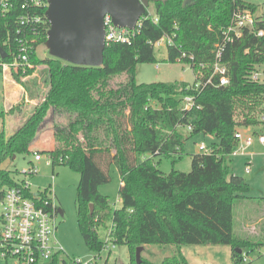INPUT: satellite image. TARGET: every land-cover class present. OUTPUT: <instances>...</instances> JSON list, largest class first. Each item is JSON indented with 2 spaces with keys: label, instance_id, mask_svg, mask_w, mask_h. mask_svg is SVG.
<instances>
[{
  "label": "trees",
  "instance_id": "16d2710c",
  "mask_svg": "<svg viewBox=\"0 0 264 264\" xmlns=\"http://www.w3.org/2000/svg\"><path fill=\"white\" fill-rule=\"evenodd\" d=\"M152 5L154 19L143 20L131 45L108 44L101 67L39 58L36 51L46 43L47 22L32 36L35 41L29 62L44 69L33 87L24 85L29 92L37 89L30 93L32 99L42 97L31 114H24L13 134L0 132V201L5 190L15 185L17 174L2 170V164L8 158L33 154V146L42 134L49 133L50 124L54 129L46 136L53 147L39 153L51 159L53 169L69 166L79 173L77 221L85 245L96 258L104 245L98 230L110 221L111 239L116 246L129 248L131 264H137V248L147 245L228 246L233 264H242L244 250L249 253L264 242L234 232L235 205L247 199L251 190L233 173L230 155L236 147V130L260 125L264 83L253 82L251 74L264 68V36L256 34L264 30V19L257 18L253 33L245 30L227 46L223 62L229 69L230 84L219 86L215 77L213 84L196 92L192 89L196 79L192 84L138 83L137 65L157 63L155 43L169 37L173 45L167 46V61L185 64L206 81L212 75L214 51L223 43V32L231 25L234 11L242 8L256 13L258 7L244 0H169ZM14 29L13 21L7 24L0 19V51L6 54L3 62L13 59ZM121 77L123 81H116ZM186 96L194 97L193 107L183 106ZM3 114L0 109V119ZM197 134L213 137V153L191 155L189 173L174 168L169 174L161 171V158L173 165L181 161L187 155L186 142ZM112 166L121 181V208L117 210L99 191L101 185L111 182ZM70 263L67 256H57L50 264ZM141 264L154 263L142 258ZM161 264L188 263L178 254Z\"/></svg>",
  "mask_w": 264,
  "mask_h": 264
},
{
  "label": "rangeland",
  "instance_id": "374dc122",
  "mask_svg": "<svg viewBox=\"0 0 264 264\" xmlns=\"http://www.w3.org/2000/svg\"><path fill=\"white\" fill-rule=\"evenodd\" d=\"M256 5L258 7L257 16H262L261 18L264 19V0L256 2ZM148 10L154 15L155 11L153 5H150ZM167 46V38L162 39V41H159V43L155 45L154 52L157 63L137 65L136 79L138 83L151 84L156 82L171 83L184 81L186 83L192 84L195 81L197 77V71L192 70L185 64L178 62L170 63L167 61ZM36 55L39 58H46L48 56L51 57L47 48L45 47V44L40 45L37 48ZM43 69L44 67L41 65L32 64L25 67L13 66L10 68V71L7 72V76L14 81L11 85L15 90L13 95L9 92V95L11 94L12 96L10 97L12 98V103H10V100L6 101V97L4 98L5 93L3 95V92L6 85V80L5 74H0V109L4 112L2 117L3 119L7 118L9 121L14 112H22L23 115L31 114L32 109H34L33 107L40 105L38 102L31 103L30 100L23 98V96H26V93L28 94L24 83L27 84L28 87L32 86L33 82L40 79V72ZM262 70H264V68H262ZM16 72H19L18 78L15 76ZM123 80L124 77L116 79V81L119 82ZM116 81H114L113 84H116ZM41 97L42 94H40V96L37 98V101H39ZM151 104L155 107H159L154 100L151 101ZM50 116L51 115L49 114L48 121L51 122L52 119ZM53 129L54 127L49 124V133L46 132V134L52 135L51 131ZM240 130L243 134L249 135L255 132L258 133L264 129L263 127H252L241 128ZM1 131H3V124L2 120L0 119V132ZM49 135L44 137L37 145H42L43 148H52L53 142ZM39 137L40 135L38 138ZM214 142L215 140L212 136H205L204 134L194 135L186 142L185 152L187 155L184 157V159L173 165L171 160L167 158H161V171H163L165 174H169L174 168L176 171L189 173L191 171L192 165L191 155L197 154L200 151L199 146L201 143H204L206 146H210ZM247 152L252 153L253 155L251 165L252 170L250 173H246L245 171L247 159H249V157L244 158L239 155L231 158L233 173L243 178L249 184L251 190V194L249 193L248 198L245 200L243 199L241 202L236 204L234 208V232L238 237H243L240 235L244 233V230L242 229L243 224L241 222L243 220V216L245 217L246 214L249 215L251 212L249 211L250 208L247 210V203H255L256 205L260 206L262 210H264V200H257V198L264 196V149L258 144L257 141H255L254 145L249 148ZM31 162H33V164L39 170V173L30 179L31 190H54L56 205L60 210L63 211V215H60L58 218L59 224L57 239L60 245L63 247L66 256L71 260H79L83 263L96 260L95 264H131L130 251L127 246H115L110 252L103 251L100 253V258H96L97 254L91 252L85 245L77 221L76 198L77 187L80 180L79 173L75 172L69 166H57L53 169L52 164H48L47 157L45 155H43L41 162H35L33 154L29 156H18L14 160L8 158L2 164L1 169L10 172L21 173L23 170L29 168ZM52 175H55V179L53 181L51 178ZM110 175L112 177L111 182L101 185L99 187V191L102 195L109 198L111 208L113 210H117L121 208V201L118 195L121 181L115 166L110 168ZM51 185L52 187H50ZM54 195L49 193V197L53 198ZM1 212L2 205L0 203V215ZM250 216L253 218V213ZM263 225L264 220L260 226H256L258 230H262V239H264ZM110 226V221L105 222L106 229L100 228L98 230L100 237H105L107 235L106 233L109 231ZM248 239L253 242L260 241L254 240L253 238ZM230 249L231 248L228 246L211 245H147L144 252L142 253V258L154 264H161L162 261L167 257L183 254L186 257L188 264H233ZM246 253H248V250H244L243 255H247ZM247 261L249 262H247L248 264H264V246L257 247L254 250L249 251L247 255ZM0 264H5V262L0 259ZM8 264H15V262L11 260L8 262Z\"/></svg>",
  "mask_w": 264,
  "mask_h": 264
},
{
  "label": "built area",
  "instance_id": "2783aa9c",
  "mask_svg": "<svg viewBox=\"0 0 264 264\" xmlns=\"http://www.w3.org/2000/svg\"><path fill=\"white\" fill-rule=\"evenodd\" d=\"M244 1L247 4L256 5V2L261 0ZM48 5V0H0V19L6 20L7 24H9V21H13L15 24L14 42L16 46L10 63L3 62V58L0 57V71L2 74H6L13 66H30L29 58L31 52H33L35 41L32 36L38 33L43 24L48 23L46 19ZM147 12L148 16L146 18L143 16L135 29L118 28L114 25L111 16L106 15L104 18L106 46L113 43L131 45L142 27L143 20L154 19V15L149 10ZM257 18H259L257 12L254 13L250 9L237 8L234 11L231 25L223 32L224 41L222 44L217 45L214 51L212 75L206 81H203L204 76L202 74L197 76V82L192 88L193 91L199 92L201 87L203 89L207 85L213 84L215 77H218L219 86L230 84L229 69L223 62L227 46L234 43L236 39H240L245 30L253 33L258 22ZM154 22L157 23L158 20L155 19ZM256 34L258 37H263L264 30L261 29ZM166 38L168 44L173 45V40L169 37ZM183 56L186 55L183 54ZM201 68L205 69L206 67L201 65ZM251 80L261 84L264 83V70L258 68L254 71L251 74ZM183 104L185 108L193 107L194 97L186 96ZM258 120L260 125L257 127H264V102ZM240 129L238 128L234 134L236 147L230 157L234 158L239 155L244 158L249 157L245 171L250 173L253 155L247 151L254 145L255 141L264 149V130L248 135L243 134ZM199 150V153L206 155L213 153L211 146H206L204 143L200 144ZM33 156L35 162L42 161V153L34 152ZM47 162L51 164L49 157H47ZM38 173L39 170L33 162L30 163L28 169L23 170L21 173L17 172L14 176L15 185L5 190L4 197L0 201L2 205L0 215V259L5 264H8L11 260L15 264H50L57 256L66 257L64 249L57 239L58 218L62 214H60V209L56 205L54 190L51 188L50 191L48 189L31 190L30 179ZM51 178L53 181L55 175H52ZM49 193L53 194L54 197H49ZM106 234L103 238L104 245L101 252H110L116 246L111 239V229ZM247 262V255H245L242 264ZM95 263L96 260L84 263L79 260H71L70 264Z\"/></svg>",
  "mask_w": 264,
  "mask_h": 264
},
{
  "label": "water",
  "instance_id": "95a60500",
  "mask_svg": "<svg viewBox=\"0 0 264 264\" xmlns=\"http://www.w3.org/2000/svg\"><path fill=\"white\" fill-rule=\"evenodd\" d=\"M169 0H48L49 23L45 47L52 58L66 63L101 67L106 49L104 18L110 15L118 28L135 29L150 5ZM0 56L6 54L1 50ZM16 157H13V160ZM91 214L94 206L90 205ZM63 215V211L60 210ZM144 247L136 250L142 263ZM239 252H242L239 250Z\"/></svg>",
  "mask_w": 264,
  "mask_h": 264
},
{
  "label": "crops",
  "instance_id": "0c3cea01",
  "mask_svg": "<svg viewBox=\"0 0 264 264\" xmlns=\"http://www.w3.org/2000/svg\"><path fill=\"white\" fill-rule=\"evenodd\" d=\"M5 80H6V85L4 88L3 95L5 93L4 98L6 97V101L10 100V103H12V98H10V97H12L11 94L13 95V93H15V90L11 84L14 81L10 77L7 76V73L5 74ZM26 90L28 91V94L26 93V96H23V98L30 100L31 103L32 102L33 103L34 102L39 103V101H37V99H34V98L32 99L30 97V93L34 94V92L37 91V89L33 88L32 90H30V92L28 89H26ZM9 92L11 93L10 95H9ZM23 104H25V103H23ZM23 116L24 115L22 114V112H18V113L14 112L13 116L10 117L9 121L7 118L1 119L2 124H3V131L6 132L7 136H10L11 134H13V132L18 128V126L21 123H23ZM44 135L46 136V134H44ZM44 135L42 134V138H40V140L33 146L32 149L34 150V152H41V151L51 149V148H46V147L43 148L42 145H37L45 137ZM250 194H251V191H250ZM257 200L258 201L264 200V196L257 198ZM246 207H247V210H248V208H250L249 211H251V212L249 215L246 214L245 217L243 216V220L241 222L243 224L242 229L244 230V233L240 236H243V238H253L254 240L263 241L264 239H262V233H261L262 230L261 229L258 230V228L256 226L257 225L260 226L262 224V221L264 220V210H262V208L260 206L256 205L255 203H252V202H248ZM252 213H253V218L250 216ZM253 226H255V227H253ZM263 229H264V225H263ZM146 247L147 246L144 247V250ZM144 250H143V252H144ZM230 252H231V257H232V249H230Z\"/></svg>",
  "mask_w": 264,
  "mask_h": 264
}]
</instances>
